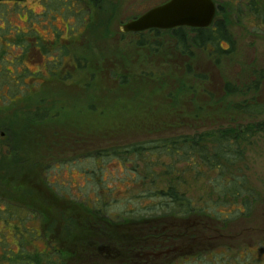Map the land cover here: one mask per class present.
I'll return each mask as SVG.
<instances>
[{
  "label": "rangeland",
  "instance_id": "obj_1",
  "mask_svg": "<svg viewBox=\"0 0 264 264\" xmlns=\"http://www.w3.org/2000/svg\"><path fill=\"white\" fill-rule=\"evenodd\" d=\"M161 1L0 2V81L41 84L29 100L0 108V194L18 198L35 194L38 204L50 203L54 195L45 183L48 176L58 194L88 206L98 203L95 209L113 219L112 225L107 216L94 220L90 214L87 234L77 232L71 237L52 226L63 244L66 254L61 259L66 264H135L138 257L140 264H165L164 255L152 261L150 252L168 247L257 252L258 245L264 244V132L244 146L243 171L259 200L250 217L227 225L168 217V208H162L150 192L167 187L160 177L154 181L147 173L146 161L160 162L156 157L135 160L130 156L125 163L120 157L93 158L97 152L132 144L256 122L233 107L244 100L264 102V35L252 19L246 18L245 11L231 10L226 0H217L224 11L217 18L227 21L236 51L219 60L201 49L191 57L182 54L169 31L157 38L145 35L151 47L139 46L138 36H123L124 23ZM231 1L245 5L249 0ZM66 47L71 54L65 58L62 74L51 78L49 69L57 64L53 59H59ZM223 47L228 48V43L223 42ZM75 56L87 59L86 71L77 69ZM67 75L71 78H62ZM259 80V91L254 92L252 84ZM228 83L251 89L229 95ZM0 94L8 98L5 91ZM38 107L59 117L28 124L23 114ZM162 160L168 162L166 157ZM153 170L164 172L159 166ZM18 198L16 203L21 204ZM58 204L57 211L88 218L82 204ZM126 213L129 219L139 220L114 222ZM189 228L190 237L184 236ZM48 244L39 241V251H50ZM130 248L140 252L133 256ZM57 255L51 256L58 262Z\"/></svg>",
  "mask_w": 264,
  "mask_h": 264
},
{
  "label": "trees",
  "instance_id": "obj_2",
  "mask_svg": "<svg viewBox=\"0 0 264 264\" xmlns=\"http://www.w3.org/2000/svg\"><path fill=\"white\" fill-rule=\"evenodd\" d=\"M226 2L229 3L231 10H236L238 13L245 11L246 18L252 19L264 35V0H249L245 5H234L231 0H226ZM223 14V7L220 4L216 19L210 27L202 29L179 27L169 31L180 52L191 57L195 49L206 50L210 51V54L217 60L234 56L236 53L235 40L228 23L223 18H217ZM223 42H227L229 47L224 48ZM70 54V49L66 47L62 49L59 59H53V62L57 64L49 69L51 78L62 74L60 73L62 72L61 67H64L65 58H68ZM88 64L87 59L75 56V65L78 70L86 71ZM261 77L264 78L263 73ZM62 78L70 79L71 77L67 75ZM0 82V92L5 91V97H8L4 99L0 94V104L3 108L19 101L29 100L37 87L41 85L40 83L27 85L19 80ZM252 86L253 91L258 92L260 80ZM251 88L249 86L241 88L228 83L225 90L229 95H236L248 92ZM233 107L241 114L255 119L256 122L245 127L240 125L237 128H219L201 134L197 133L194 136L181 135L158 142L132 144L122 149L115 148L113 151L97 152L93 158L110 160L120 157L123 163H125L124 160H129L130 156L135 157V160L151 157L160 160L156 163L145 160L147 173L153 175L154 181L160 177L166 182L167 187L150 192L158 197L162 208H168V217L171 216L175 220L206 219L227 225L248 218L259 200V193L252 187L243 171L244 146L251 142L254 135L264 132V102H257L255 99L244 100L235 103ZM58 117V113L41 107L34 112L28 111L23 114L24 120L30 125L45 123ZM164 157L168 158V162L162 160ZM49 166L45 167L46 173ZM153 166L162 167L163 174H157ZM135 171L133 170V173ZM143 179H146V176ZM45 183L53 193L54 201L43 202L42 205L38 204L35 194L29 195L28 198L20 197L21 199L11 196L14 200L5 193L0 194V264H66L64 258L61 259L66 254L62 250L63 244L55 238L57 232H52V226H59L57 230H63L66 236L71 237L77 232L87 234L92 218L102 220L101 218L108 217L107 212L95 209L98 203L88 206L84 201L74 202L58 194L53 186L54 182H50L48 176H45ZM17 198L23 205L16 203ZM43 198L46 197L43 196ZM64 201L82 204L88 218L85 216L80 219L76 214L65 209L57 211L60 209L58 202L63 203ZM126 214V217L124 214H119L117 217L120 220H114V222L126 224L139 220L138 218L129 219L127 216L130 214ZM107 219L106 221L112 224L113 219L110 217ZM40 224L41 229H39ZM191 232L192 229L189 228L182 234L186 233L190 237ZM176 236L179 237V233H176ZM41 240L49 243L50 251H39L37 243ZM143 249L142 247L140 251L142 252ZM99 250H102V246H99ZM168 250L172 251L168 252V260L164 262L165 264H264V244L258 245L257 252L248 248L242 253L228 249L225 251L210 250L208 247L206 249L189 248L187 251H174L173 248L168 247ZM140 251H137V248H130L133 256ZM52 254H58L60 260L57 262L51 256ZM130 260L133 261V258ZM136 260L135 262H139V257Z\"/></svg>",
  "mask_w": 264,
  "mask_h": 264
},
{
  "label": "water",
  "instance_id": "obj_3",
  "mask_svg": "<svg viewBox=\"0 0 264 264\" xmlns=\"http://www.w3.org/2000/svg\"><path fill=\"white\" fill-rule=\"evenodd\" d=\"M6 1L24 2L28 0H0V2ZM216 15L217 6L213 0H170L125 24L123 31L172 30L179 27L208 28L215 21Z\"/></svg>",
  "mask_w": 264,
  "mask_h": 264
},
{
  "label": "flooded vegetation",
  "instance_id": "obj_4",
  "mask_svg": "<svg viewBox=\"0 0 264 264\" xmlns=\"http://www.w3.org/2000/svg\"><path fill=\"white\" fill-rule=\"evenodd\" d=\"M168 1H170V0H162L161 2H159V3H157V4H155L154 6H152V7H150V8H148V9H146L144 12H142V13H139V14H136L133 18H131L127 23H129V22H131V21H134V20H136V19H138V18H140L142 15H144V14H146L147 12H149L150 10H152V9H154V8H156V7H158V6H161V5H163V4H166ZM214 2H215V4H216V6H217V11H218V7H219V5H220V3L217 1V0H213ZM6 2H15V1H6ZM16 3H20V2H16ZM127 23H124L123 25H122V28H121V32L123 33V36H125V35H129V34H131V35H135V36H138V37H140L141 39H140V41L138 42V45L139 46H150L151 47V42L149 41L148 43H146L145 42V35H149V36H153V38H157V37H161V35L162 34H164V33H167L168 34V31H171V30H168V29H149V30H145V31H141V32H125V31H123V26L125 25V24H127ZM173 30V29H172ZM25 83V82H24ZM27 83V85L29 84L28 82H26ZM3 105L2 104H0V108H3L2 107ZM163 248H161L160 249V251H159V253H151L150 252V254L152 255V258L151 257H149L152 261H154L155 260V258L157 257V256H163V258L165 259V261L166 260H168V249H163ZM156 250V249H155ZM159 250V249H158ZM162 252V253H161ZM154 255V256H153ZM135 264H140V261L139 262H134Z\"/></svg>",
  "mask_w": 264,
  "mask_h": 264
}]
</instances>
